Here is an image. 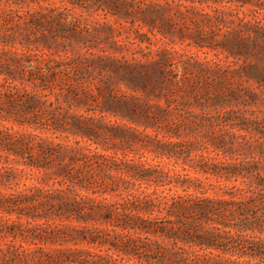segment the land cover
Wrapping results in <instances>:
<instances>
[{
  "label": "trees",
  "instance_id": "obj_1",
  "mask_svg": "<svg viewBox=\"0 0 264 264\" xmlns=\"http://www.w3.org/2000/svg\"><path fill=\"white\" fill-rule=\"evenodd\" d=\"M32 2L35 0H29ZM66 2L80 7L85 0ZM238 2L264 7L260 0ZM12 3L23 5L25 0H12ZM92 5L114 17L113 23L125 21L133 39L139 43L147 42L148 36L133 29V24L143 25L149 33L155 29L158 35L175 34L178 40L191 39L197 50L193 51L196 59L190 68L195 70L197 80L185 96H191L194 104H198V96L203 98L209 92L213 94L209 97L213 102L240 100L241 93L247 103L258 99L247 88L230 87L228 69L214 66L224 58L239 60L231 77L242 76L258 87L264 86V25L258 21H225L223 16H214L213 22L227 30L220 33L217 29L202 35L200 23L207 24V18H188L192 31L187 32V25L176 24V20L186 18L185 14L173 9L168 0L163 3L90 0L89 6ZM50 12L25 11L18 17L21 23L8 29L10 32L20 27L28 29L16 43L20 47L38 44L45 58L55 60L46 77L37 70L29 72L27 78L35 77L45 87L55 78L56 69L76 64L69 77L73 83L91 75L89 69L108 70L125 83L116 86L124 96L114 93L111 80L97 87L95 95L68 88L66 95L77 103L76 110L68 114L53 110L46 119L39 111L40 101L27 92L22 94L18 105L10 103L22 118L0 122V264H148L149 261L159 264L164 257L161 245L156 240L150 244L141 241L145 236L174 237L197 256L206 257L210 250L213 255L228 260V264H248L254 258L264 257V243L251 242L233 259L218 248L224 246L222 243L213 246L219 232L211 231L228 228L218 220V210L237 204L229 199L230 186L243 183L245 190L264 187V115L259 114V109L256 115L226 110L211 118L193 116L173 122L169 119L172 113L168 106L177 102L169 99L172 93L168 77L174 74L165 71L166 53H158L155 61L129 62L120 54L126 51L123 46L108 42L114 30L104 23L93 29L94 33L105 34L101 40L107 42L104 53L62 63L57 57L63 53L53 51L57 38L94 48L95 37H85L82 33L86 29L77 31L74 23H62V13L53 16ZM233 24L235 27H227ZM12 39L0 35L4 43ZM198 47H205L207 54ZM135 54L144 59L140 49ZM29 59L24 57V62L28 63ZM10 63L18 64L19 60L0 49V73L12 76ZM140 93L143 99L138 98ZM186 104L181 97L180 106ZM104 168L118 174L124 185L143 193L127 204L131 214L123 208L111 207L100 212L99 205L96 214L91 206L84 213L80 201L67 195L69 189L65 185L75 182L78 196L110 200L109 192H115L116 188L107 174L105 190H88L94 180L86 170L103 172ZM262 198L257 193L255 198L249 197L242 203L247 205ZM163 203L168 204V209L161 208ZM172 209L180 224L175 229L169 227L174 219L170 218ZM236 209L241 217L249 211L241 204ZM187 214L205 221L199 226L203 231L180 221ZM260 222L259 218L255 221L257 226ZM233 227L247 228L250 224L241 219ZM176 255L172 253L171 257ZM184 264L193 262L185 260Z\"/></svg>",
  "mask_w": 264,
  "mask_h": 264
},
{
  "label": "clouds",
  "instance_id": "obj_2",
  "mask_svg": "<svg viewBox=\"0 0 264 264\" xmlns=\"http://www.w3.org/2000/svg\"><path fill=\"white\" fill-rule=\"evenodd\" d=\"M163 3L164 0H159ZM90 0H85L82 6L77 7L66 2V0H35V2L29 3V0H25L23 5L13 4L12 0H0V35L5 37L12 36L13 39L10 43H4L0 41V49L7 52L9 57H13L19 60L18 64H9V71L12 72V76L5 73H0V122L2 121H15L18 118H22L15 106L10 107V103L18 105L22 102V94L27 92V95L35 97L39 103V111L43 114V118H47L48 113L55 110L57 114L70 113L76 110L77 103L66 95V89L74 88L77 91L85 92L91 95H95V89L102 85L104 81L111 80L113 82V91L117 96H124L116 86L123 81H120L116 76L108 71H96L89 69L91 75H88L84 79L77 80L75 83L69 78L72 74V69L76 67V64H70L68 67L62 69H56V76L51 81L47 82L45 87H41L35 77L29 80V72H37L41 76H47L48 70L51 68V64L55 63L51 57L45 58V53L40 49L39 45L25 44L24 47H20L16 41H21L22 36L28 29L23 27L15 28L13 31L12 25H19L21 23L18 17L25 11L33 12H49L55 16L56 13H62L63 18L61 20L64 24H76L77 31L80 29H86V32L82 33L85 37L91 39L95 37V47L90 48L88 45L74 42L71 40L56 39L57 47L53 51L60 50L63 54L58 56L57 59L62 63H67L76 58L81 60L84 57L91 55H101L107 49V42H101L104 33H94V28H99L101 24H110L113 28L112 34L108 38V42L114 41L116 45L123 46L126 51L120 54L124 56L129 62L133 61H155L158 59V53H166L168 66L165 71L174 74L169 76L171 81L169 88L171 89L170 100H175L176 104H170L168 106L172 115L169 117L173 122H179V119L188 117L191 119L195 117H207L222 115L226 110H232L239 113H243L245 116L249 112L253 115H264V86H256L251 80L246 81L241 77H231L232 69L236 68L240 61H232L230 58H224L217 61L214 65L221 69H228L230 87H239L241 89H249L258 97L255 103H247V98L241 93L240 100H226L220 99L213 102L211 97L213 94L209 92L208 96L198 98V104H194L191 96H185L186 90L195 80L197 75L194 69L190 68L192 62L196 59L193 55V51L197 50V46L191 39L185 38L178 40L175 34L172 35H158L156 30L153 29L150 33L145 29L143 25L133 24L132 28L138 32L144 33L148 36V41L145 43H139L138 40L133 39L132 30L128 28L125 21H119L113 23L114 17L107 14L105 10L97 9L94 5L89 6ZM168 3L173 9H179L181 13L185 14V19L180 21L176 20L177 27L181 24L187 25V32L192 31V25L189 24L188 18L193 20H200L201 17H206L208 23H200L202 35L208 34L210 31L215 32L219 29L220 33L227 30L224 25L215 24L213 22L214 16H223L224 20H246L249 23L259 22L264 25V7H254L250 3H239L238 0H201L196 3L189 2V0H168ZM261 4H264V0H260ZM189 9L191 11L186 12ZM195 12L196 16L192 13ZM230 14V15H229ZM169 15H172L169 13ZM175 20V17H174ZM227 27H235V24L228 25ZM30 28V26H29ZM125 29H128L125 31ZM39 35V33H36ZM32 37L29 36V39ZM219 39V35L216 36ZM62 46V47H61ZM140 49L144 53V59L141 60L140 54H135L136 50ZM199 51H204L207 54L205 47H198ZM19 52L20 56H15V53ZM24 57H29V62H24ZM224 57L227 54L224 53ZM48 65V68L45 67ZM67 73V75H65ZM124 83V82H123ZM125 84V83H124ZM251 86V88L249 87ZM199 87V85H197ZM222 94V92H221ZM7 97V98H6ZM183 97L187 104L180 106V98ZM21 98V99H18ZM143 99L140 93L139 97ZM244 100L245 103L240 101ZM151 102V100H149ZM51 105V106H49ZM9 131V129H5ZM133 151H135L133 149ZM88 174L93 178L94 183L88 188L89 191L100 192L106 189L104 183V176L107 174L108 179L112 182L113 187L116 188L115 192H109L110 200L105 201L102 197H98L96 200H91L87 196H78V186L75 182H69L65 185L69 189L67 195L80 201L84 208V213L91 211L93 214L97 213V206L99 205V211L103 212L105 208L121 209L125 211L130 210L127 208V204L134 200L136 196L142 195L138 188H134L131 185H124L119 179L118 174L110 172L109 169L104 168L103 172H97L95 170H86ZM231 192L229 193V199L237 201V204H241L242 207H247L249 211L244 217L237 215L236 205L233 204L230 207L221 208L218 210V220L226 223L228 228L224 231L219 229H212V232H219L218 238L213 244L217 247V244L222 243L223 247H218L221 251L227 252L234 259L240 255L243 247L251 242L264 243V198L254 199L251 204L243 205L242 202L247 201L249 197H256L257 193L264 196V187L256 188L253 186L250 190H245L243 183H238L235 186H230ZM162 209H168V204L163 203ZM170 211V210H169ZM255 213V216L252 213ZM170 218L172 223L169 227L175 229L180 226L177 223L175 209L171 210ZM131 214V212H130ZM163 215V212L160 213ZM260 219V224L257 226L256 219ZM244 219L246 223L250 224V227L239 228L233 227L239 220ZM180 221L183 224H194L198 227V230L203 231L199 226L203 225L205 221L196 218L194 215L187 214L180 217ZM111 238V237H109ZM152 240H156V243L161 245V252L164 253L163 259L159 264H184V261H192L193 264H228V260L222 258L219 254L213 255L209 250L206 257L197 256L190 249H186L185 246L177 243L176 239L165 238L164 236L156 237H142L141 241L151 243ZM7 246V245H5ZM172 253H176L175 257H171ZM91 259H97L92 257ZM148 264H157L156 261H149ZM248 264H264V257L254 258L248 262Z\"/></svg>",
  "mask_w": 264,
  "mask_h": 264
}]
</instances>
